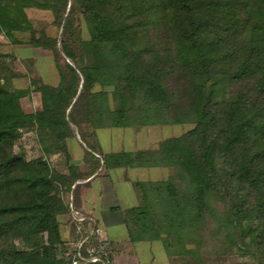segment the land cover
<instances>
[{"label":"trees","instance_id":"obj_1","mask_svg":"<svg viewBox=\"0 0 264 264\" xmlns=\"http://www.w3.org/2000/svg\"><path fill=\"white\" fill-rule=\"evenodd\" d=\"M76 6L89 39L75 43ZM40 7L62 26L60 50L55 38L38 34L0 0V33L29 30L34 47L52 50L60 78L39 85L41 108L26 112L20 98L28 90H10L0 77V264H70L64 244L77 235L71 209L82 212L78 180L100 159L106 168H167L160 180L136 183L141 204L127 223L132 241L159 240L169 257L194 254L188 244L222 205L218 234L223 229L228 242L248 238L264 264V0H42ZM101 51L111 65H84L85 53ZM61 53L70 60L63 66ZM181 123L194 126L156 149L96 157L93 144L83 158L90 169L69 162L72 126ZM24 129L35 131L45 155L61 149L67 172L46 158L15 154Z\"/></svg>","mask_w":264,"mask_h":264},{"label":"rangeland","instance_id":"obj_2","mask_svg":"<svg viewBox=\"0 0 264 264\" xmlns=\"http://www.w3.org/2000/svg\"><path fill=\"white\" fill-rule=\"evenodd\" d=\"M4 2L12 9V12L25 23L29 24L38 34H44L57 40V49L60 50V40L63 37L62 26L56 23L53 12L50 9L40 7L42 0H4ZM73 3V0H70ZM72 26L70 32L75 36V43L78 39L86 41L89 39L87 27L82 19L80 9L74 7L71 17ZM67 36V34H65ZM31 32L29 30H15L11 37L0 33V77L2 82H6L7 88L27 89L26 95L20 98V104L24 111L35 112L41 108L40 91L37 89L41 84L56 85L59 83V73L57 63L50 49L34 47L30 43ZM82 47L85 48L83 44ZM73 48L78 52V47L73 43ZM64 60L70 62L68 58H64L61 53L59 64L63 66ZM83 63L86 66L94 65H111L112 61L105 51L99 53H85L83 55ZM100 86L96 85L94 90H100ZM109 94V107L115 108L118 103L111 94L112 89H107ZM141 102V101H139ZM137 105V104H135ZM131 105L128 108L132 110ZM129 121L135 123L134 113L129 112ZM108 123V121L106 120ZM160 126L161 136H178L193 128L192 123L181 124H154V129ZM74 131L79 132L82 140L89 146L93 145V126L90 124H81L80 126H72ZM49 142V141H48ZM13 152L25 160H33L37 157L46 158L51 168L59 172H67V161L64 152L61 149L52 150L49 154H44L42 146L33 129H24L21 136L13 145ZM69 192H62L64 201L68 199ZM216 219L208 220L206 228L202 230L200 238L195 237L194 242L188 246L194 248V254H182L169 257V264H259V261L253 250L248 245V238H236L232 242L225 239L223 229L218 234L217 225L220 220V211H223L222 205H215ZM65 215V214H64ZM61 217V216H59ZM68 215L64 216L61 227V233L65 235V222ZM246 224V223H245ZM245 224L241 234L246 232ZM240 229H235V233L239 234ZM66 243V242H65ZM148 253H145L143 260L145 264L149 263ZM152 264L161 263V256L156 257Z\"/></svg>","mask_w":264,"mask_h":264},{"label":"crops","instance_id":"obj_3","mask_svg":"<svg viewBox=\"0 0 264 264\" xmlns=\"http://www.w3.org/2000/svg\"><path fill=\"white\" fill-rule=\"evenodd\" d=\"M154 124L93 127V144L101 153L134 152L156 149L167 136H161L160 126ZM69 162L80 170L90 169L84 161L88 146L79 132L65 141ZM167 175V168L160 166H123L106 168L100 159L99 167L88 177L78 180L80 188V210L96 218L103 228V236L113 247V264H145L143 256L148 253L149 263L161 256V263L169 264V256L159 240L132 241L128 233V221L134 209L141 204L138 181H156ZM64 216L59 220L62 222ZM62 227L64 225H61Z\"/></svg>","mask_w":264,"mask_h":264},{"label":"built area","instance_id":"obj_4","mask_svg":"<svg viewBox=\"0 0 264 264\" xmlns=\"http://www.w3.org/2000/svg\"><path fill=\"white\" fill-rule=\"evenodd\" d=\"M71 216L76 222L77 235L64 244V255L70 259V264H113V248L103 236L99 221L75 209H71Z\"/></svg>","mask_w":264,"mask_h":264}]
</instances>
